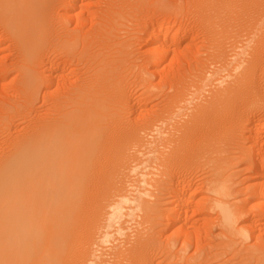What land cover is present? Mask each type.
Here are the masks:
<instances>
[{"label": "bare ground", "instance_id": "1", "mask_svg": "<svg viewBox=\"0 0 264 264\" xmlns=\"http://www.w3.org/2000/svg\"><path fill=\"white\" fill-rule=\"evenodd\" d=\"M87 1L88 0H0V26H2L1 28H3V32L8 34L9 38H12V41H15L16 43L12 44L17 46L16 48L18 50L16 51L18 52V57L16 56L18 63L16 62L15 70H17L20 79L19 86L21 92L19 93L25 94V97L28 98L27 102L29 105L33 102L34 98L37 97L41 86H44L49 90L52 78L59 74L55 72L60 68L57 67L58 63L55 65L57 69H54L53 71L51 68H53L54 65H52L51 62L53 67L50 68L49 66H45L47 67L46 70H42L46 75L43 76L42 73L41 77H43L41 79L37 77L36 73L38 72L35 69L37 68L36 63H41V66H44L43 58L46 56L43 55V53L45 51V53H47L48 49L52 50L54 49L53 47H55L60 51L62 50V53H65L63 54L65 55V58L68 57L69 59V61L66 59L68 63H73L75 65L82 63V65L84 64L85 66H81L80 64V67H87L86 71L90 68L95 75L94 80H90L89 77H87L90 81L85 79L86 75H83L85 78L80 79L79 82L73 80L72 82L74 84L72 86V83L69 82L70 87H66V90L63 89L65 86L60 82V84L62 83L63 85L61 89H63L65 93L63 92L61 97L58 98L57 104H53L55 102L54 99V102L52 101L53 103L49 101L52 105L50 106L51 109L56 107L54 111L56 114L54 113L55 115L53 114V117L49 119L41 118L40 120V118H37L39 121L33 122L32 124L29 123V126H25L26 128H21V132L19 131L20 128L18 129L17 127L19 133L14 127L16 129L14 130L17 133L12 135L14 132L11 131L10 124V128L7 127L8 122L11 121L6 123L5 119L2 117L3 120H1L0 125L5 124V128L7 127L8 129L6 128L5 130L4 128L5 139L3 138L4 140L2 139L0 142V264H104L106 261L105 259L103 260V258H105V253L101 254L103 253L101 249L105 248L104 246L106 243L111 240L109 236L111 234L104 233L101 234V237L99 238V233L102 230H110L112 225H117L119 223L118 221L121 219L132 220V218L137 220V226L141 230L138 229L140 231L133 234V239H128L129 241H126L125 244L123 242L122 245L118 246L119 242L117 246H110L112 254H114L113 252H116L115 255H117V259H114V261H116L114 264H264V231H259L260 229L257 226L260 225H256L261 219H264V150H261V152L259 149V153L256 152L255 155L252 156V154H249L250 151L248 152V150H245L244 148L233 149V138L229 140L222 149L219 146L220 149L213 150L211 145L212 140L210 142V137L208 136V131H210L209 115L206 114V112H217L219 108H222L221 104L224 103L223 101H225L229 107L232 106L231 109L235 108L233 105L235 104L234 106H236V104L239 103L238 99L242 100L243 98H246V96V99L250 98L247 93L252 89L258 91V93L261 92L264 94V35H259V38L257 37V39L254 38L256 39V41H254L255 47L254 45L252 46L255 49L251 46L254 49V53L248 55L250 57L243 61V63L239 62L236 64L235 68L232 69L234 72L233 74L230 73L228 76L225 74L224 76L226 77L223 76V78L214 80L219 83V85L223 84L227 78L232 79L231 82L226 81L228 84L227 86L225 84V88L224 86L220 90L217 88L218 91H216V89L214 95H211V100L207 103L205 100L206 104L200 103L199 105H195V107H193L194 112L191 114L193 115L191 116V119L188 120L187 118L188 121L184 119V122H186L180 127L177 126L179 129L177 130L181 135L178 140L173 135L177 141H174L171 150L169 149L168 154L162 158L159 176L156 174L141 176L140 184L143 185V189L137 194H131L134 191L129 194L126 193V191L123 192L125 189V181L122 180L121 174L123 169H127L126 167H128L127 162L131 151L135 148H143L144 141L142 142L140 136L142 128H139L140 131L138 128L136 129L135 123L134 126L128 125L129 128L124 127L126 125L123 126L120 124L122 121L118 123L116 120H112L114 119L113 117L115 113L113 115L107 113L116 112L119 108L123 110L122 107L125 108L124 103L126 102L124 99V92L121 93L120 91L122 87H120V90L117 89L119 90L117 92L112 91L114 88H111L116 86V83L121 80L120 77V79H118V75H115V70L122 67L121 64L124 62L126 63L128 61L127 57L131 54L127 52L129 51L127 50L128 41H117L114 39L115 35L112 34V31L115 32V30H117L114 29V27L117 28L120 24L116 22L118 19L115 18L114 14H117V17L119 15L122 16L118 12V8H121L119 6H121V2L124 3V1L109 0L107 1L108 4L106 2L107 7L103 6L105 9L100 10V13L98 12L99 16L95 13L97 10L93 12L94 14H92L94 16L92 17L96 18V23L91 21L93 24L90 26L94 27H92L91 31L89 29V32L87 31L84 33L85 31L83 32V28L81 27L83 26V23L87 22V20H84L83 12L87 13L89 18L91 17L89 15L91 14V11H87V5H90L91 3L87 4ZM142 1L145 3L147 0ZM173 1L175 0H168V2L171 3H173ZM192 1L195 4L194 10L196 15H199V18L202 19L204 24L205 31L204 33L201 32L205 34V42L208 47H211V51H214V54L208 55V57L204 59L205 63L203 62V65H206L208 62L210 65L213 62L223 59L225 60L226 56L224 57V47L226 46V43L223 47L224 44L222 41H219L220 39L218 40L220 34L219 32L217 33L218 28L219 30L224 28L223 31L225 32L222 31L224 34H227V31L228 34L232 32L234 34L236 30L248 32V29H250L251 26H248L247 21L250 19L245 21V23L247 22L246 25H243L245 24L243 23L244 21L241 20L243 24L238 21L241 18L240 16H244V14L248 12L247 14L249 17H252L250 16L251 14L256 15L258 19L264 17V0ZM159 3H157L158 13H167L173 7V5L171 7V4H167L166 2L161 5H159ZM56 6L57 8H55ZM84 6L86 7L85 11L87 12L83 10ZM154 7L155 6L152 8ZM53 8L56 10L53 11ZM60 8L62 9L63 14L59 13L61 16L56 14L57 17H55L54 13H58L57 11L61 10ZM134 8L132 10H134ZM244 10L246 12H244ZM141 11L140 13H142ZM72 13L75 14L72 15ZM155 13L157 12L154 10V14ZM52 14L54 18H57L58 20L60 19V24L56 23L53 25L55 21L57 22V19H55V21L53 20V22ZM161 15L163 16V14ZM88 16H86V18ZM243 16L241 19H246ZM256 16L255 18L257 20ZM92 17L90 19H92ZM90 19L88 22H90ZM73 20L74 22L71 23H74L75 25L71 26L74 28L70 30L68 29L70 26L69 23ZM250 21L253 24L252 19ZM224 22L226 23L225 27L222 26V24L224 25ZM57 24L59 25V30L56 27ZM115 24L116 26H114ZM167 24L169 25L170 23H160L157 29L154 30L150 40L152 42V46H150L151 49L149 48L147 50V59L148 61H151L155 70L156 68L159 70L158 66L161 64V60H163V62L165 60L166 62L167 54H169V50L172 48H170V46H173L172 43H174L177 37H181L180 35L177 36L178 29H175V31L172 29L170 30V27ZM148 25L149 24H147V26ZM79 26L81 27L78 28ZM143 27L141 26V28ZM259 27L262 26H258V28ZM55 28L57 30L56 32H54ZM84 29H86V27ZM253 29L254 27L252 30ZM169 30L171 32L173 31L172 34L168 32ZM250 30L249 32H251ZM58 31L60 32L58 33ZM239 32H235L237 35L234 34L236 39L237 36L239 37V35L246 33L240 32L241 34H238ZM261 32V30L260 32L258 30L257 34H261ZM169 34H171L170 38ZM185 34L187 33L185 32ZM228 34L227 36H229ZM233 34H230V36H233ZM251 34L253 33L251 32ZM167 35L168 38L166 37ZM131 36L135 37L134 35ZM248 36L250 37V35ZM126 37L124 38L126 39ZM220 37L222 38L221 35ZM128 38H130V36ZM139 39L140 38H138V40ZM205 39H202L203 42ZM241 39L243 41L242 35ZM182 41H184V38H182ZM233 41L234 40H232V42ZM145 45L147 46L148 44ZM231 46L232 45H230V47L228 46L230 50ZM237 46L238 45L236 44L235 47L238 48L237 50L239 52L240 49ZM174 48L175 47L172 49ZM227 50L229 49L227 48L226 51ZM55 52L56 51H53L54 54ZM230 52L233 53V51ZM250 52L252 53L253 51L250 49ZM49 53L53 54L52 51ZM49 53H47V55ZM116 53L120 54L122 57L120 58L119 55H116L117 57H115L114 54ZM234 54H236V52H234ZM51 56L52 55L49 56L50 59ZM246 56L247 55H245V57ZM227 57H229V55ZM50 59L47 58L48 61ZM228 62H230V60H228ZM8 63L10 64V62ZM47 63L48 62H46V64ZM218 63H220V61ZM63 64L62 66H65V63ZM37 66H40V64H37ZM3 67L4 66H2V68ZM215 68L213 70L217 71L218 69L216 70ZM207 69L209 70V67ZM122 70L119 74L123 73ZM3 71L4 70L1 72ZM49 71L50 73L48 75ZM52 71L57 75L53 74V77H51L53 73ZM131 71H133V69ZM207 73L208 75H202L200 73L199 76H201V78L199 77L197 78L199 80L196 79L197 81H195H200V85H207V83H210L216 76L213 72ZM86 74H88V76L90 75V77L93 75H91L90 72ZM144 74L141 75L144 76ZM60 75L59 77L61 78ZM2 76L0 79H2ZM142 76L140 81L145 83L147 78L144 76L145 79ZM138 77L139 75L137 78ZM180 80L181 79H179V81ZM190 81L191 80L188 82ZM146 85L149 84H145V86ZM119 86L117 88H119ZM193 86L196 85L194 84ZM137 88H140V86H137ZM114 90H116V87ZM142 90L143 89H141V91ZM203 90L204 89H201V91ZM196 91H198V89ZM174 92L175 91H173V93ZM49 93L51 94V92ZM258 93L256 92V94H253L252 98ZM261 93L260 96H262ZM154 94L152 95L154 96ZM178 94V92H175L174 95L172 94V96L166 97V101L164 100V104L162 105L163 107H161V110L159 109L160 113H166L160 115L158 119L157 115L160 113L155 116L158 123L161 124L164 120L169 121L172 112H178L177 114H179L181 108L178 106L180 103H183V100L185 99L181 98L183 94L181 97ZM52 95L53 94H51V96ZM186 95H183V97L189 96L188 93ZM257 96L259 97V95ZM155 97L157 96L155 95ZM54 98L56 99V97ZM255 98L257 100V97ZM186 99L188 100L189 98ZM191 99L189 102L192 101ZM197 100L199 99H196V102ZM17 104L15 106L16 108H12V105L10 110L12 111V109H14V111L21 114L20 112H22V110L20 108L22 105L19 106ZM190 104L192 106L193 103ZM188 106L189 105H187V107ZM228 106H226L227 108H223L230 109ZM47 109L49 110L48 107ZM260 109L263 110L264 105H258L253 101L248 103L242 112H248L251 114L253 111L255 112V110L260 111ZM32 111L34 112V110ZM219 111L221 112L222 110ZM118 112H120V110ZM184 113L186 114L185 110ZM245 115L248 114L246 113ZM51 116L52 115H50V117ZM176 116L174 117L176 118ZM137 118L139 117L137 116ZM249 119L246 120L248 125L251 122ZM111 120L113 123H111ZM133 122L135 121L133 120ZM153 122L154 121H152V123ZM254 122L255 124H253ZM254 122L252 124L256 128V126H259L263 121L260 122V119H257ZM149 123H151V121ZM164 124L166 125L165 122L163 125ZM157 127H159V124ZM148 128L149 127H147V129ZM147 129H144L143 131L146 133ZM261 131L264 133V122L261 125ZM1 132L2 134H0V136H4L3 131ZM153 134L154 133H152V135ZM257 138L258 137L255 134L252 139L250 138L253 144V153V150H255L256 146L259 144L257 143ZM151 144L153 143L151 142ZM151 144L149 143V147L152 146ZM145 147L147 146L145 145ZM152 148L154 147L152 146ZM145 150H147V148ZM154 157L156 158V156ZM158 158H156V160ZM160 159L158 160L160 161ZM134 161L136 163L137 160ZM242 165L245 167L242 168ZM138 166L133 167V169L131 168V172L136 174L135 170H137ZM147 168H150V166ZM142 169H144V167ZM144 170H146V168ZM197 170H200V172ZM139 171L140 170H138V172ZM124 172L126 171L124 170ZM198 172L201 173L199 174L201 176L198 175ZM241 172L245 175V178L242 181H251L248 184L245 183L246 186L242 190L240 187L244 182L238 180ZM195 173H197V175ZM197 176L201 177V179L199 178L200 181ZM154 177L156 178L153 179ZM195 177H197L198 180ZM194 178L196 181H199L198 184H196V181L194 183ZM135 180H137L136 177ZM127 182L126 184H128ZM132 183H130L131 187L134 185ZM128 187L126 189L130 190ZM240 195L243 196L244 199H242V201L238 199L239 201H237V196ZM125 221L127 222V220H124V223ZM169 228L172 230L174 229V232L172 233L173 235L170 234L172 236L169 235L170 237L167 236L163 239V233ZM118 229L119 228L117 227L116 230L118 231ZM108 239L110 240L108 241ZM97 241L104 245L101 246V253H98L99 250H97L98 246L96 245ZM249 241L252 242V244L250 243L251 246L242 250L243 248L241 249L240 246L243 244L246 245ZM110 261H112V259H110ZM108 264H110L109 261Z\"/></svg>", "mask_w": 264, "mask_h": 264}, {"label": "rangeland", "instance_id": "2", "mask_svg": "<svg viewBox=\"0 0 264 264\" xmlns=\"http://www.w3.org/2000/svg\"><path fill=\"white\" fill-rule=\"evenodd\" d=\"M90 0H88L87 1V4H90V5H87L88 7H87V11L88 12H90L91 14H89L91 17L92 16H94L93 14V12H95L96 10V14L99 16V13H100V10H102V9H105V7L103 8V6H106L107 7V4H108V2L107 1H109V0H91L90 2H89ZM124 1V3L123 2H121V6H119V7H121L120 9L118 8V12L123 16V18H122V16H118L117 17V14L115 15L114 14V16H115V18L116 19H118L116 22H118V26H117V28H115L114 27V29H117V30H115V32L114 31H112V34L113 35H115V40H117V41H122V42H126V41H128V43H127V45H128V48H127V50H129V51H127L130 55H129V57H127L128 58V61L125 63H122L121 64V66L122 67H119L118 68V70L120 71H118V70H115V75H118V79H120L121 78V80H119L120 82H122V83H120V82H118V83H116V86H114V87H111V88H114L115 89V87H116V90H114V89H112V91H114V92H117V91H119L120 90V87H122L121 88V93L122 92H124V94L126 95H124V99L126 100V102L124 103V106H125V108L124 107H122L123 108V110L121 109V108H119V110H120V112H118L117 110H116V112H107V113H110L109 115H113L114 113V117L113 116H110V117H113L114 119H112V120H116L118 123H120L121 121V123L120 124H122L123 126L124 125H126V126H124V127H128L129 128V126L128 125H131V126H134V123H135V127H136V129L138 128V130L140 131V129L139 128H142L141 130V134H140V136H141V139H142V142L144 141V144H143V148L142 147H140V148H135V149H133L132 151H131V154H129L130 156H129V159H128V162H127V166L128 167H126L127 169H129V170H127V169H123V171H122V174H121V178H122V180L123 181H125L124 182V190H123V192H125L126 191V193H131L132 191H134V192H132L131 194H137L138 192H140L142 189H143V185L142 184H140V179H141V176H146V175H152V174H156L157 176H159V173H160V171H161V161H162V158L163 157H165L167 154H168V152H169V149L171 150V146L173 147V145H174V141H177L178 139H179V136L181 135L180 134V132L178 131L179 129H178V127H180L181 125H183V123H185L184 122V119H186L187 120V118H188V120L189 119H191V116H193V115H191L194 111V108L193 107H195V105H199L200 103L201 104H206L208 101H210L211 99V95H214V93H215V90L218 88L219 90L221 89V88H223V86H224V88L227 86V82L228 81H230L231 82V80L232 79H230V78H227L224 82H223V84H220L219 85V83H217L216 81H214V80H217V79H220V78H223V76L225 75V74H227L226 76H228V75H230V73L231 74H233L234 72L232 71V69H234L235 68V66H236V64H238L239 62L240 63H243V61H245V60H247V58H249L250 56H248V55H252L253 53H254V47H255V43H254V41H256V39H257V37L259 38V35H261V36H263L264 35V33H263V28H264V17H261V18H259L258 19V17L256 16V15H250V16H254L253 18L252 17H249L248 16V12H246L245 10H244V12H246V14H244V18H246V19H241L242 18V16H240L239 18V20L238 21H240L241 22V20L242 21H244L243 23H245V21H247V20H251L252 19V21H253V24H252V22L249 20V21H247L248 22V26L250 27V29H248V32L247 31H241V30H239L240 32H246L245 34H241L238 30H233V31H235V32H239L238 34H241L242 35V38H243V41H242V39H241V35H239V37L237 36V39H236V36L235 35H237V33H235L234 32V34H233V32L232 33H230L231 35L233 34V36H230V34H228V31H227V34L229 35V36H227V34H224V33H222V31L224 30V28H222V29H220L219 30V28L217 29L218 31H217V33L219 32L220 34H219V38H218V40L219 41H222V43L224 44L223 45V47L225 46V43H226V46L224 47L225 48V50H224V57H225V60L223 59V60H219L220 61V63H218L219 61H217V62H213V63H211L210 65H211V67H210V65H209V62L206 64V65H203V62L205 61L204 59L206 58V57H208V55H211V54H214L213 52L214 51H211V47H208L207 46V43L205 42L206 41V39H205V37H204V35L205 34H203L204 33V31H205V28H204V24H203V22H202V19H200L199 18V15H198V17H197V15H196V12H195V4H194V2L192 1V0H175V1H173V3H171V2H168V0H147L145 3H143L144 1H142V0H123ZM140 1H141V3H140ZM163 1V2H162ZM170 1V0H169ZM172 1V0H171ZM89 2V3H88ZM95 2V3H94ZM106 2H107V4H106ZM149 2V3H148ZM151 2V3H150ZM152 2H153V5H152ZM160 2V3H159ZM165 2L167 3V4H171L170 6L172 7V5H173V7L171 8V10L169 11V12H167V13H161V12H159L158 13V10H157V6H158V4L157 3H159V5H161V4H165ZM174 2H175V4H174ZM192 2V3H191ZM136 3V4H135ZM147 3V4H146ZM98 4V5H97ZM125 4V5H124ZM130 4V5H129ZM194 4V5H193ZM93 5V6H92ZM101 5V6H100ZM124 7H123V6ZM144 5V6H143ZM129 6V7H128ZM136 6V7H135ZM138 6H140V7H138ZM153 6H155L154 8H152ZM125 7H127V8H125ZM135 7V8H134ZM148 7V8H147ZM150 7H151V9H150ZM55 8H57V6L55 7ZM85 8V9H84ZM84 8H83V10L85 11L86 10V7L84 6ZM90 8V9H89ZM124 10H123V9ZM131 8V9H130ZM134 8V10H132ZM138 8H139V10H138ZM177 8V9H176ZM54 9V8H53ZM61 9V8H60ZM127 9V10H126ZM141 9H142V11H141ZM147 9V10H146ZM56 9H54L53 11H55ZM82 10V11H83ZM126 10V11H125ZM137 10V11H136ZM154 10L157 12V13H155L154 14ZM62 13H61V12ZM87 11H85V12H87ZM140 11L142 12V13H140ZM151 11V12H150ZM194 11V12H193ZM58 13H54L55 15V17H57L56 16V14L57 15H59V13L60 14H63V11H62V9L61 10H58L57 11ZM99 12V13H98ZM180 12V13H179ZM93 13V14H92ZM124 13V14H123ZM126 13V14H125ZM130 13H132V14H130ZM146 13H148V14H146ZM163 14V16H164V18H163V16L161 15V14ZM169 13V14H168ZM172 13V14H171ZM70 14H71V12H70ZM75 14V13H74ZM73 13H72V15H74ZM85 14V15H84ZM146 14V15H145ZM167 14V15H166ZM171 14V15H170ZM240 14H242V13H240ZM148 15V16H147ZM150 15V16H149ZM152 15V16H151ZM173 15V16H172ZM246 15V16H245ZM52 16H53V14H52ZM54 16L52 17V21L54 20L55 21V19H57V18H54ZM59 16H61V15H59ZM58 16V17H59ZM83 16H84V20L86 21L87 20V22H85V23H83V26H85L86 27V29H84L85 27H83L82 25V27L81 26H79L78 28H83L82 29V31L84 32V33H86L87 31L89 32V29H90V31H91V29H92V27H94V26H90V25H92L93 23L92 22H94V23H96L95 22V17H92V19H90L89 18V16H88V14L87 13H84L83 12ZM86 16H88L87 18H86ZM130 16V17H129ZM134 16V17H133ZM158 17V18H156V17ZM196 16V17H195ZM255 16L257 17V20H256V18H255ZM135 17H137V18H135ZM170 17V18H169ZM175 17V18H174ZM248 17V18H247ZM260 17V16H259ZM54 18V19H53ZM60 18V17H59ZM75 18V17H74ZM121 18V19H120ZM138 18H139V20H138ZM263 18V19H262ZM90 19V22H88V20ZM94 19V20H93ZM148 19V20H147ZM159 19V20H158ZM162 21H161V20ZM166 19H167V21H166ZM171 19H173V20H171ZM197 19V20H196ZM262 19V20H261ZM60 20V19H59ZM59 20L57 19V22L55 21H53L52 23H53V25L54 24H56V23H58V24H60V22H59ZM63 20V19H62ZM75 20V19H74ZM74 20L73 21H70V23H69V27H68V29H70V30H72V28H74V27H71V26H74L75 24L74 23H71V22H74ZM142 20V21H141ZM155 20V21H154ZM164 20H165V22H164ZM201 20V21H200ZM259 20V21H258ZM151 21V22H150ZM146 22V23H145ZM150 22V23H149ZM156 22V23H155ZM247 22L245 23V24H243L242 22V24L243 25H246L247 24ZM251 22V23H250ZM259 22H260V24H259ZM52 23H51V25H52ZM90 23V24H89ZM160 23L161 24H166V23H172L171 25L169 24H167L169 27H170V30L172 29L173 31H175V29L177 30H179L178 31V34H177V36L178 35H180L181 37L179 38V37H177V38H179V39H175V41H174V43H175V46H174V43H172V45L173 46H170V48L172 47H175L174 49H170L169 50V54H167L168 56V58L166 57V62H165V60H164V62H163V60H161L160 62H161V64L159 65V66H162V67H159L158 66V69L159 70H157V68H156V70H155V68L153 67V65L151 64V61H148V59H147V56H148V49L150 48L151 49V47L150 46H152V42L150 41L151 40V36L153 35V33H154V30L155 29H157V27L160 25ZM201 23V24H200ZM255 23V24H254ZM257 23V24H256ZM263 23V24H262ZM56 25V27L58 28V30H59V25ZM66 24H68V23H66ZM84 24H86V25H84ZM88 24V25H87ZM117 24V23H116ZM116 24L114 25V26H116ZM147 24H149L148 26H147ZM203 24V25H202ZM251 24V25H250ZM0 25H1V23H0ZM95 25V24H94ZM153 25V26H152ZM196 25H197V27H196ZM225 25H226V23L224 22V25L222 24V26H224L225 27ZM91 28H90V27ZM136 26V27H135ZM141 26L143 27V28H141ZM151 26V27H150ZM175 26V27H174ZM180 26V27H179ZM201 26V27H200ZM258 26H262V27H259L258 28ZM2 26H0V66H1V69H0V72L2 71V70H4L3 72H1L0 73V77L2 76V79H0V122H1V120H3V118L5 119V121H6V123L8 122V121H11V122H8V125H7V127L8 128H10L11 129V131H13L11 134L12 135H14V134H16L17 132H15V130L17 129V127H18V129L20 128V132L22 131L21 130V128L22 129H24V128H26L25 126H29L28 124L29 123H33V122H37V121H39V120H37V118L39 119L40 118V120H41V118L43 119H49V118H52L53 117V114L55 113L56 114V112H54L55 111V108H52L51 109V107L50 106H52L50 103H49V101L51 102V103H53L54 102V100H55V102L53 103V104H57V100H58V98H60L61 97V95H62V93L64 92L65 93V91H63V89L64 90H66L65 88L66 87H70L69 86V84L70 83H72L71 84V86L74 84L72 81L73 80H75V81H77V82H79L80 81V79H84L85 78V76H83V75H86V80H94L95 78V75L92 73L93 71H91L90 70V68H88L87 69V71H86V68L87 67H80L79 65L81 64V66H85L84 64L82 65V63H80V64H78V65H75V64H73V63H68V61H69V59H68V57H66L65 58V55H63V54H65V53H62V50L60 51V50H58V49H56L55 47H53L54 49H48L47 50V53H49V52H51L52 51V53H53V51H58L57 53L55 52V54L53 53V54H48L49 56L50 55H52L51 56V59L49 58V56L47 55V53H43V55H45L48 59H50V60H52V58H53V60L52 61H48L47 60V58L45 57V58H43V63H44V66H41V63H36V67L37 68H35L34 66V68L36 69V71L38 72V73H36L37 74V77L38 78H42L44 75H46V73L44 72L43 73V71L42 70H46V68L47 67H45V66H49L50 68L51 67H53L52 65H54V67L53 68H51V69H53V71H54V69H57V67H60V68H58L59 70H56L55 72L58 74H56L55 72H53L52 73V75H51V77H53V74L54 75H57V76H54L53 78H52V80H51V82L53 83V85H52V83H51V85H50V88H49V90L48 89H46L44 86H41V88H40V90H42V91H40L39 90V92H38V95H37V97H35L34 98V100H33V104L31 103L30 105L28 104V98L27 97H25V94H22V93H19V92H21V90H20V86H19V84H20V79H19V75H18V72H17V70H15L16 69V62L18 63V59L16 58V56H17V53L18 52H16V51H18L17 50V46H15L14 44H16L15 43V41L13 42L12 40V38H9V36H8V34H5V32H3V28H1ZM55 27V26H54ZM184 27V28H183ZM192 27V28H191ZM202 27H203V29H202ZM254 27V29L252 30V28ZM53 28V27H52ZM150 28V29H149ZM183 28V29H182ZM258 28V29H257ZM2 29V30H1ZM144 30V31H143ZM168 31V32H170L171 34H172V32L171 31ZM185 30V31H184ZM249 30L253 33V34H251V32H249ZM258 30H259V32H260V30L262 31L261 32V34H257V32H258ZM57 30H56V28H55V30H54V32H56ZM140 33H139V32ZM191 31V32H190ZM203 33H202V32ZM60 31H58V33H59ZM82 32V33H83ZM114 32V33H113ZM137 32V33H136ZM150 32V33H149ZM168 32H167V34H168ZM180 32V33H179ZM185 32L187 33V34H185ZM198 32V33H197ZM223 32H225V31H223ZM128 33V34H127ZM183 33V34H182ZM248 33V34H247ZM57 34V33H56ZM171 34H169V38H170V35ZM223 34H224V36H223ZM131 35H134L135 37H133V36H131ZM220 35L222 36V38L220 37ZM226 35V36H225ZM246 35V36H245ZM248 35H250V37L248 36ZM111 36V35H110ZM119 36V37H118ZM127 36V37H126ZM130 36V38H128ZM255 36V37H254ZM124 37H126V39L124 38ZM147 37V38H146ZM167 38H168V35L166 36ZM224 37V38H223ZM230 37H234L235 39H236V41H238L239 42V44H238V42H236L235 41V39L234 38H230ZM247 39H246V38ZM122 38V39H121ZM138 38H140L139 40H138ZM144 38V39H143ZM182 38H184V41H182ZM205 39L204 40V42H203V40L202 39ZM227 38V39H226ZM229 38V39H228ZM238 38H240V39H238ZM254 38H256V39H254ZM136 39V40H135ZM222 39V40H221ZM223 39H224V41H223ZM246 39V40H245ZM249 39V40H248ZM135 40V41H134ZM232 40H234L235 41V43H234V41L232 42ZM252 40V41H251ZM120 41V42H121ZM130 41V42H129ZM133 41V42H132ZM137 41H138V43H137ZM176 41H177V43H176ZM180 41V42H179ZM230 41V42H229ZM241 41V42H240ZM12 43H14V44H12ZM133 43H135V44H133ZM143 43V44H142ZM204 43V44H203ZM241 43V44H240ZM251 45H250V44ZM253 43V44H252ZM132 44V45H131ZM139 46H138V45ZM142 44V45H141ZM145 44H148L147 46L145 45ZM150 44V45H149ZM178 44V45H177ZM228 44V45H227ZM238 45L237 47H239V52H238V48H236L235 47V45ZM243 44V45H242ZM249 46H248V45ZM145 45V46H144ZM230 45H232L231 46V50H230ZM252 45H254V47L252 46ZM130 46V47H129ZM179 46V47H178ZM229 46V47H228ZM246 46V47H245ZM254 48H252V47ZM137 47V48H136ZM139 47V48H138ZM142 47V48H141ZM205 47H207V48H205ZM243 47V48H242ZM249 47V48H248ZM52 48V47H51ZM229 49V50H227L226 51V49ZM115 49V48H114ZM208 51H207V50ZM236 51H235V50ZM244 49V50H243ZM250 49L253 51L252 53L250 52ZM50 50V51H49ZM143 51H146V52H143ZM207 51V52H206ZM230 51H233V53H231ZM16 52V53H15ZM61 52V53H60ZM178 54H177V53ZM202 52V53H201ZM210 52V53H209ZM228 54H227V53ZM234 52H236V54H234ZM238 52V53H237ZM249 52V53H248ZM171 53H173V54H171ZM176 53V54H175ZM184 53V54H183ZM227 55H226V54ZM59 54V55H58ZM60 54H61V56H60ZM174 54H175V56H174ZM54 55V56H53ZM116 55H119L120 56V58L122 57L120 54H114V56L115 57H117ZM146 55V56H145ZM178 55V56H177ZM229 55V57H227ZM230 55H233V56H230ZM235 55V56H234ZM245 55H247L246 57H245ZM61 58H63V59H61ZM119 56H118V58H119ZM144 56V57H143ZM18 57V56H17ZM140 58V59H138V58ZM143 57V58H142ZM174 57H177V58H174ZM223 57V58H224ZM232 57V58H231ZM56 58V59H55ZM130 58V59H129ZM138 60H137V59ZM147 59V61H146V59ZM170 58H172V59H170ZM227 58H229V59H227ZM16 59V60H15ZM66 59H68V61L66 60ZM135 59V60H134ZM175 59H176V61H175ZM194 59V60H193ZM134 60V61H133ZM173 60H174V62H173ZM196 60V61H195ZM228 60H230V62H228ZM232 60V61H231ZM13 61V62H12ZM14 61H15V63H14ZM48 62L47 64H46V62ZM60 61V62H59ZM63 61H65V62H63ZM169 61V62H168ZM172 61V62H171ZM200 63H199V62ZM202 61V62H201ZM223 61V62H222ZM8 62H10V64L8 63ZM51 62H52V65H51ZM56 62V63H55ZM149 62H150V64H149ZM184 62V63H183ZM43 63H42V65H43ZM57 63H58V65H57ZM63 63H65V66H62V64ZM133 63V64H132ZM169 63V64H168ZM172 63V64H171ZM205 63V62H204ZM215 63V64H214ZM227 63V64H226ZM37 64L39 65L40 64V66H37ZM49 64V65H48ZM68 64H71V65H68ZM128 64V65H127ZM143 66H142V65ZM171 64V65H170ZM218 64H220V65H218ZM224 64V65H223ZM14 65V66H13ZM55 65H57V67H55ZM64 65V64H63ZM68 65V66H67ZM151 65V66H150ZM215 65V66H214ZM226 65V66H225ZM234 65V66H233ZM2 66H4L3 68H2ZM62 66V67H61ZM77 66V67H76ZM134 66V67H133ZM174 66V67H173ZM176 66V67H175ZM205 66H206V68H205ZM223 66V67H222ZM228 66V67H227ZM231 66H233V67H231ZM6 67V68H5ZM9 67V68H8ZM15 67V68H14ZM42 67H43V69H42ZM44 67H45V69H44ZM200 67H201V69H200ZM209 67V70L207 69ZM216 67V68H215ZM221 67V68H220ZM5 68V69H4ZM8 68V69H7ZM14 68V69H13ZM49 68V69H50ZM64 68V69H63ZM68 68V69H67ZM83 68V69H82ZM125 68V69H124ZM145 68V69H144ZM170 70H169V69ZM218 69L217 71H215V70H213V69ZM11 69H12V71H11ZM39 69H41V70H39ZM61 69H62V72H61ZM123 69V70H122ZM133 69V71H131ZM137 69H138V71H137ZM143 69V70H142ZM231 69V70H230ZM7 70V71H6ZM76 70V71H75ZM83 70V71H82ZM121 70H122V74H119V73H121ZM136 70V71H135ZM142 70V71H141ZM155 72H154V71ZM175 70V71H174ZM197 70V71H196ZM211 70H213V71H211ZM227 70V71H226ZM6 71V72H5ZM51 71V70H50ZM50 71L48 72V75H49V73H50ZM58 71V72H57ZM60 71V72H59ZM78 71H80V72H78ZM90 72V74L92 75V77H90V75L88 76V74H86V73H89ZM200 71V72H199ZM230 71V72H229ZM47 72V71H46ZM74 72V73H73ZM85 72V73H84ZM138 74H137V73ZM164 72V73H163ZM176 72V73H175ZM180 72V73H179ZM207 72H213L216 76L214 77V79L210 82V83H207V85L206 84H202V85H200L201 84V82L200 81H198V82H196L197 80H199V79H197V78H201V76H199L200 75V73L202 74V75H205V74H207L208 75V73ZM221 72V73H220ZM223 72V73H222ZM7 73V74H6ZM43 73V76L41 77V74ZM63 73H64V75H63ZM136 73V74H135ZM147 75H145V74ZM154 73V74H153ZM158 73V74H157ZM163 73V74H162ZM197 73V74H196ZM61 74V75H60ZM69 74V75H68ZM144 74V76L147 78V80H146V82L145 83H143V82H141L140 80V78H141V76ZM59 75L61 76V78H64V79H61L60 77H59ZM67 75V76H66ZM76 75V76H75ZM82 75V76H81ZM121 75V76H120ZM135 75H136V77H135ZM139 75V77L137 78V76ZM164 75H165V77H164ZM196 77H195V76ZM219 75H220V77H219ZM40 76V77H39ZM71 76V77H70ZM124 76V77H123ZM144 76H142L143 78H145ZM154 76V77H153ZM194 76V77H193ZM226 76H224V77H226ZM18 77V78H17ZM59 77V78H58ZM66 77V78H65ZM75 77V78H74ZM79 77H81V78H79ZM87 77H89V79L87 78ZM96 77H98V76H96ZM120 77V78H119ZM124 79H123V78ZM150 77V78H149ZM163 77H164V79H163ZM170 77V78H169ZM4 78V79H3ZM77 78V79H76ZM145 78V79H146ZM192 78V79H191ZM55 79H57V80H55ZM60 79H61V81H60ZM136 79V80H135ZM158 79V80H157ZM174 79V80H173ZM179 79H181L180 81H179ZM197 79V80H196ZM64 80V81H63ZM67 80H68V82H67ZM89 80V81H90ZM148 80H150V81H148ZM189 80H191L190 82H188ZM196 80V81H195ZM74 81V82H75ZM136 81H137V84H136ZM176 81H178V82H176ZM227 81V82H226ZM60 82H62L63 83V85L65 86V87H63V85H62V83L60 84ZM67 82V83H66ZM70 82V83H69ZM131 82V83H130ZM134 82H135V84H134ZM138 82H140V83H138ZM168 82H170V83H168ZM217 84H216V83ZM229 82V83H230ZM65 83V84H64ZM161 83V84H160ZM213 83H215V84H213ZM67 84V85H66ZM121 84V85H120ZM128 84V85H127ZM134 84V85H133ZM145 84H149V85H146L145 86ZM166 84V85H165ZM167 84H168V86H167ZM178 84V85H177ZM192 84V85H191ZM196 85V86H193V85ZM198 84V85H197ZM225 84H226V86H225ZM59 85V86H58ZM60 85H62V86H60ZM120 85V86H119ZM123 85H125V86H123ZM182 85H184V86H182ZM200 85V86H199ZM218 85V86H217ZM119 86V88H117ZM130 86V87H129ZM137 86L139 87L140 86V88H137ZM159 86H160V89H159ZM181 86V87H180ZM191 86V87H190ZM198 86V87H197ZM222 86V87H221ZM44 87V88H43ZM58 87V88H57ZM61 87H63V89H61ZM137 89H136V88ZM145 87V88H144ZM148 87H149V90H148ZM195 89H194V88ZM201 87V88H200ZM204 87V88H203ZM43 88V89H42ZM56 88V89H55ZM60 88V89H59ZM111 88H110V91H111ZM123 88H124V90H123ZM155 89V90H153V89ZM171 88H173V89H171ZM117 89H119V90H117ZM141 89H143L142 91H141ZM152 89V90H151ZM169 89V90H168ZM179 89H181V90H179ZM198 89V91H196ZM200 89V90H199ZM201 89H204L203 91H201ZM218 89L216 90V91H218ZM19 90V91H18ZM61 90H62V92H61ZM183 90V91H182ZM223 90V89H222ZM253 90V89H252ZM250 91L249 93H247L248 94V97H250V98H248V99H246L247 98V96H246V98H243L242 100L241 99H238L239 100V103L238 104H236V106H234L233 105V107H235V108H233V109H231L232 108V106L231 107H229L226 103H225V101H223L224 103H222L221 105V107L223 108L225 105L226 106H228L230 109H222V108H219L218 109V111L217 112H206V114L207 115H209V121H210V125H209V130L210 131H208V136L210 137V142H211V140H212V142H211V145H212V148H213V150L214 149H220V147H221V149L223 148V147H225V145H226V143L229 141V140H231L232 138H233V149L234 148H244L245 150H248V152H249V154L251 155L252 154V156H254L255 155V153L256 152H258V150L259 151H263L264 150V133L261 131V125L263 124V122H264V109L262 110V109H260V111L258 110H255V112L253 111L252 113L254 114H249L248 112H242V111H244V109H245V106L248 104V103H251V102H253V101H255V103H257L258 105H261V106H263L264 105V94L263 93H261V95L262 96H260V93H258V91ZM47 91H49V92H51V94H53L52 96H54V97H56V99L54 98V97H52L51 96V94L49 93V92H47ZM59 91V92H58ZM112 91H111V93H112ZM156 91V92H155ZM173 91H175V92H178L179 94L178 95H180V97H181V95L183 94V95H186L187 93H188V97H186V96H184V97H186V98H189L188 100L186 99V98H184L183 97V95H182V97L181 98H183V99H185V100H187V101H185V100H183V103H180V105L178 106L179 108H181L179 111V114H177L176 112H172L171 113V117L168 119L169 121H167V120H164V122L166 123V125L164 124L163 125V123H158L157 122V119H158V117L160 116V115H162L164 112H162V113H160L159 111L161 110V107H163L162 105L164 104V100L166 101V97L167 96H172V94L174 95V93H173ZM48 93V96H47V93ZM53 92V93H52ZM58 92V93H57ZM113 92V93H114ZM164 92V93H163ZM183 92H185V93H183ZM256 92L258 93L257 95H259V97L257 96V95H254L255 97H257V100H256V98L254 97V98H252L253 97V94H256ZM155 93V94H154ZM160 95H159V94ZM171 95H170V94ZM190 93V94H189ZM195 93V94H194ZM202 93V94H201ZM252 93V94H251ZM46 94V95H45ZM136 94V95H135ZM145 94H146V96H145ZM149 94V95H148ZM152 94H154V96L152 95ZM158 94V95H157ZM167 94V95H166ZM246 94V95H247ZM57 95H59V96H57ZM152 95V96H151ZM155 95L157 96V97H155ZM163 95V96H162ZM191 95V96H190ZM193 95V96H192ZM200 95V96H199ZM249 95H252V96H249ZM47 96V97H46ZM195 96V97H194ZM210 96V97H209ZM141 97V98H140ZM245 97V96H244ZM27 98V99H26ZM51 98V99H50ZM160 98H162V99H160ZM192 98V99H191ZM200 98H201V100H200ZM209 98V99H208ZM49 99V100H48ZM54 99V100H53ZM127 99H129V100H127ZM143 99H144V101H143ZM190 99L192 100L191 102H189L190 101ZM194 99V100H193ZM196 99H199V100H197V102H196ZM245 99V100H244ZM263 99V100H262ZM124 100V101H125ZM131 100V101H130ZM205 100H206V103H205ZM244 100V101H243ZM48 103H47V102ZM53 101V102H52ZM128 101V102H127ZM130 101V102H129ZM139 103H138V102ZM185 101V102H184ZM200 101V102H199ZM203 101V102H202ZM247 101H249V102H247ZM258 101V102H257ZM263 101V102H262ZM9 102V103H8ZM25 102H26V107H25ZM136 102V103H135ZM159 102V103H158ZM188 102V103H187ZM195 102V103H194ZM238 102V101H237ZM237 102H235V103H237ZM246 104H245V103ZM8 103V104H7ZM18 103V104H17ZM130 103V104H129ZM143 103V104H142ZM190 103H193L192 104V106H191V104ZM260 103V104H259ZM16 104L17 105H22L21 106V110H22V112H20L21 114H19V112L17 113L16 111H14V109H12V111L10 110L11 109V107H12V105H13V107L12 108H14L15 106H16ZM27 104H28V107H27ZM128 104V105H127ZM140 104V105H139ZM157 104V105H156ZM183 104V105H182ZM240 104V105H239ZM32 105H33V108H32ZM131 107H130V106ZM142 105V106H141ZM161 105V106H160ZM187 105H189L188 107H187ZM239 105V106H238ZM134 106V107H133ZM139 106V107H138ZM181 106V107H180ZM184 106H186V107H184ZM191 106V107H190ZM22 107H24V108H22ZM47 107L49 108V110L47 109ZM54 107V106H53ZM159 107V108H158ZM190 107V108H189ZM244 107V108H243ZM16 108V107H15ZM17 108H18V106H17ZM25 108H27V109H25ZM130 108V109H129ZM158 108V109H157ZM187 108V109H186ZM191 108H193V109H191ZM227 108V107H226ZM8 110V111H6V110ZM19 109V110H20ZM52 110V112H51V110ZM54 109V110H53ZM131 109H133V110H131ZM160 109V110H159ZM182 109H184L185 110V112H186V114L184 113V110H182ZM32 110H34V112L32 111ZM37 112H36V111ZM50 112V114H49V112ZM131 110V111H130ZM187 110V111H186ZM219 110H222L221 112L219 111ZM225 110H228V111H225ZM237 110V111H236ZM3 111V112H2ZM10 111V112H9ZM14 111V112H13ZM26 111H27V114H26ZM133 111V112H132ZM174 111H176V110H174ZM182 111H183V113H182ZM6 112V113H5ZM24 112V113H23ZM12 113V114H11ZM36 113V114H35ZM160 113V114H159ZM166 113V112H165ZM164 113V114H165ZM180 113H181V115H180ZM247 113L248 115H245V114ZM4 114V115H3ZM9 114V115H8ZM12 116H11V115ZM14 114V115H13ZM23 114V115H22ZM54 114V115H55ZM157 114H159V115H157ZM174 114V115H173ZM176 114H177V116H176ZM204 114H205V112H204ZM6 115H8V116H6ZM18 115V116H17ZM28 117H27V116ZM41 115H42V117H41ZM50 115H52L51 117H50ZM108 115V116H109ZM116 115V116H115ZM120 115V116H119ZM157 115V119H155L156 116ZM252 116V117H250V116ZM5 116V117H4ZM14 116V117H13ZM26 116V117H25ZM137 116L139 117V118H137ZM141 116V117H140ZM174 116H176V118L174 117ZM182 116H184V117H182ZM190 116V117H189ZM247 116H249V117H247ZM256 116V117H255ZM3 117V118H2ZM6 117H7V119H6ZM22 117H24V118H22ZM109 117V118H110ZM123 117V118H122ZM144 117H146V118H144ZM149 117V118H148ZM17 118V119H16ZM34 118V119H33ZM118 118V119H117ZM173 118H175V119H173ZM249 119V120H251V122H250V124L248 125L247 124V122H246V120L247 119ZM251 118H253V119H251ZM15 119V120H14ZM24 119V120H23ZM36 119V120H35ZM138 119V120H137ZM144 119V120H143ZM146 119V120H145ZM155 119V120H154ZM257 119H260V122H262V123H260L259 124V126H256V128H255V126L253 125V124H255V120H257ZM22 120V121H21ZM29 120H30V122H29ZM111 120V123H113V121ZM133 120L135 121V122H133ZM173 120H175V121H173ZM187 120V121H188ZM21 121V122H20ZM28 121V122H27ZM116 121H115V123H116ZM151 121V123H149ZM152 121H154L153 123H152ZM179 121V122H178ZM254 123H253V122ZM23 122V123H22ZM128 122V123H127ZM148 122V123H147ZM181 122V123H180ZM11 123H13V124H11ZM19 123H21V124H19ZM26 123H27V125H26ZM126 123V124H125ZM172 123V124H171ZM179 123V124H178ZM249 123V122H248ZM253 123V124H252ZM1 124V123H0ZM9 124H10V127H9ZM30 124V125H31ZM149 124V125H148ZM151 124H152V127H151ZM159 124V127H157V125ZM168 124H169V126H168ZM12 125H15V126H12ZM23 127H22V126ZM154 125V126H153ZM162 125V126H161ZM0 126H2V127H0V134H2V132L1 131H3V135H4V128H5V124H3V125H0ZM4 126V127H3ZM20 126V127H19ZM130 126V127H131ZM161 126V127H160ZM167 126V127H166ZM178 126V127H177ZM6 127V128H7ZM16 129H15V128ZM134 127V128H135ZM147 127H149L148 129H147ZM154 127V128H153ZM164 127V128H163ZM250 127V128H249ZM3 128V129H2ZM6 128H5V130H6ZM7 128V129H8ZM156 128H157V130H156ZM168 128V129H167ZM247 128V129H246ZM253 128V129H252ZM15 129V130H14ZM18 129L16 130V131H18ZM144 129H147V131H146V133H145V131H143ZM151 129V130H150ZM153 129V130H152ZM178 129V130H177ZM251 130V131H249V130ZM163 130V131H162ZM255 130V131H254ZM19 131H18V133H19ZM150 131V132H149ZM157 131V132H156ZM160 131H161V133H160ZM6 132V131H5ZM143 132V133H142ZM156 132V133H155ZM160 134H159V133ZM178 132V133H177ZM253 132V133H252ZM7 133V132H6ZM145 133V134H144ZM152 133H154L153 135H152ZM162 133H164V134H162ZM156 134V135H155ZM159 134V135H158ZM167 134V135H166ZM257 135V143H259L257 146H256V148H255V150H253L254 151V153L252 152V149H253V144H252V137H253V135ZM148 135V136H147ZM154 135H155V137H154ZM162 137H161V136ZM169 135H170V137H169ZM176 137V139H175V137ZM244 137H243V136ZM247 135V136H246ZM167 136V137H166ZM2 137V138H1ZM5 137V135L4 136H0V142L2 141V139ZM144 137V138H143ZM146 137V138H145ZM160 137V138H159ZM169 137V138H168ZM171 137H172V140H171ZM178 137V138H177ZM249 137V138H248ZM147 138H148V140H147ZM156 138V139H155ZM174 138V139H173ZM248 138V139H247ZM251 138V139H250ZM5 139V138H4ZM3 139V140H4ZM156 141H155V140ZM160 141V142H159ZM151 142L153 143V144H151ZM157 142H158V144H157ZM167 142V143H166ZM168 142H169V144H168ZM149 143L154 147V148H152V146H150L149 147ZM171 143H173V144H171ZM164 144H166V145H164ZM214 144V145H213ZM224 146H223V145ZM145 145L147 146V147H145ZM155 145V146H154ZM159 145V146H158ZM170 145V146H169ZM158 146V147H157ZM162 146V147H161ZM165 146V147H164ZM220 146V147H219ZM168 147V148H167ZM147 148V150H145ZM159 148V149H158ZM163 148V149H162ZM162 149V150H161ZM168 151H167V150ZM139 151V153H138V151ZM215 150V151H216ZM257 150V151H256ZM165 151V152H164ZM167 151V152H166ZM261 151V152H262ZM136 152V153H135ZM150 152H151V154H150ZM157 152H158V154H157ZM164 152V153H163ZM141 153V154H140ZM147 155H146V154ZM162 153V154H161ZM259 153V152H258ZM155 154V155H154ZM161 154V155H160ZM164 154V155H163ZM137 155V156H136ZM142 156V157H141ZM154 156H156V158H158V159H160V157H161V159H160V161L157 159L156 160V158L154 157ZM158 156V157H157ZM137 158V159H136ZM145 158H147V159H145ZM133 159V160H132ZM134 160H137L136 161V163H135V161ZM156 160V161H155ZM153 161V162H152ZM155 161V162H154ZM141 162V163H140ZM145 162V163H144ZM149 162V163H148ZM152 162V163H151ZM157 162V163H156ZM135 163V164H134ZM140 163V164H139ZM143 166H142V165ZM139 165V166H138ZM154 165V166H153ZM132 166V167H131ZM136 166H138V168H137V170H135L136 172V174H134V173H132L131 172V170L133 169V167H136ZM141 166H142V168L144 167V169L146 168V170H144V169H142L141 168ZM146 166V167H145ZM148 166H150V168H147ZM130 167V168H129ZM156 167H157V169H156ZM237 167H239V166H237ZM245 166H243L242 165V168H244ZM132 168V169H131ZM153 168V169H152ZM156 170H155V169ZM239 169V168H238ZM240 169H241V167H240ZM124 170L127 172H124ZM138 170H140L139 172H138ZM143 170V171H142ZM150 172H149V171ZM237 170V169H236ZM147 173H146V172ZM197 171H199L200 172V170H197ZM196 171V172H197ZM198 172V175L199 174H201V173H199ZM143 173V174H142ZM151 173V174H150ZM132 174V175H131ZM139 174H142V175H139ZM194 174V173H193ZM196 175H197V173H195ZM241 175H239L240 177H238V180L240 181H242V180H244V178H245V175H244V173L243 172H241L240 173ZM128 175V176H127ZM136 175H138V176H136ZM196 175H194V176H196ZM123 176H124V178H123ZM199 176H201V175H199ZM199 176H197L198 177V179L200 178L201 179V177H199ZM244 176V177H243ZM131 177H133V178H131ZM135 177H136V179L137 180H135ZM197 177H195L196 179H197ZM126 178V179H125ZM156 177H154L153 179H155ZM158 178V177H157ZM195 178H194V183H195ZM197 179V180H198ZM200 179H199V181H200ZM131 180V181H130ZM136 182H135V181ZM128 181V182H127ZM199 181H196L197 183L196 184H198L199 183ZM126 182L128 183V184H126ZM132 183V184H134V185H132L133 187H131L130 185V183ZM242 182H244V181H242ZM251 182V181H250ZM249 181H246L245 180V182H244V184L242 183V185H241V187H240V189L242 190L245 186H246V184H248V183H250ZM136 183H137V185H136ZM246 183V184H245ZM140 184V185H139ZM129 186V187H128ZM140 186V187H139ZM130 188V190L129 189H126V188ZM136 187V188H135ZM138 188V189H137ZM134 189V190H133ZM137 189V190H136ZM136 190V191H135ZM129 191V192H128ZM153 191V190H152ZM239 197V198H238ZM241 197V198H240ZM242 201V199H244L243 198V196H237V201ZM153 201V200H152ZM251 204V203H250ZM122 220H123V222H122ZM124 220H127V222L125 221V223H124ZM136 221V222H135ZM119 223L116 225V224H113L112 225V227L110 228V230L108 229V230H102L100 233H99V238L101 237V234H104V233H108V234H111V235H109L110 236V239H108V243L110 244H108V243H106V245L104 246V245H102V244H100L98 241H97V250H99L98 251V253H101L102 251H103V253H101V254H104V256H105V258H103V260L105 259L106 261L104 262V264H108V261H109V263L110 264H114L116 261H114V259H117V255H115L116 254V252H113L114 254H112V252L110 251V246L112 245V246H117V244H118V246L119 245H122L123 244V242H124V244H125V242L127 241H129V240H131V239H133L132 238V235L133 234H135L137 231H140L141 229L140 228H138V226H137V220L135 219V218H132V220L131 219H121V220H119L118 221ZM122 224H121V223ZM132 222V223H131ZM135 224H134V223ZM258 222V221H257ZM134 224V225H133ZM119 225V226H118ZM121 225V226H120ZM256 225H260V226H257L260 230L259 231H264V219H261ZM114 226V227H113ZM136 226H137V228H136ZM117 227L119 228L118 229V231L116 230L117 229ZM115 228V229H114ZM135 228V229H134ZM173 228V227H172ZM121 229H122V231H121ZM132 229V230H131ZM138 229H140V230H138ZM128 232H127V231ZM174 230V229H173ZM172 229H168L165 233H163V239L164 238H166L167 236H169L170 234H172L174 231H173ZM117 231V232H116ZM120 231V232H119ZM119 232V233H118ZM132 232V233H131ZM134 232V233H133ZM116 233V234H115ZM127 233V234H126ZM125 234V235H124ZM129 237H128V236ZM173 235V234H172ZM172 235H170V236H172ZM115 236V237H114ZM119 238H118V237ZM127 236V237H126ZM169 236V237H170ZM116 238V239H115ZM121 238V239H120ZM129 239V240H128ZM119 240V241H118ZM115 242V243H113V242ZM118 241V242H117ZM122 242V243H121ZM248 243V242H247ZM247 243H246V245H244V247H243V245L242 246H240V248L242 249V250H244L245 248H247V247H250L251 246V244H252V242H250L249 241V243H248V245H247ZM251 243V244H250ZM100 244V245H99ZM114 244V245H113ZM101 246H104L105 248H102ZM109 246V247H108ZM100 247V248H99ZM94 248V247H93ZM102 248V249H101ZM95 249H96V247H95ZM102 251H101V250ZM104 249V250H103ZM107 250V251H106ZM106 251V252H105ZM192 251V250H191ZM190 251V252H191ZM107 255V256H106ZM108 258V259H107ZM110 259H112V261H110ZM114 261V262H113Z\"/></svg>", "mask_w": 264, "mask_h": 264}]
</instances>
